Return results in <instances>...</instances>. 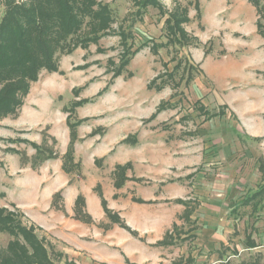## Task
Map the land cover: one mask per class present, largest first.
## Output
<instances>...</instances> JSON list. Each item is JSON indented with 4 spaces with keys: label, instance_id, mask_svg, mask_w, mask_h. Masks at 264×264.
I'll list each match as a JSON object with an SVG mask.
<instances>
[{
    "label": "rangeland",
    "instance_id": "374dc122",
    "mask_svg": "<svg viewBox=\"0 0 264 264\" xmlns=\"http://www.w3.org/2000/svg\"><path fill=\"white\" fill-rule=\"evenodd\" d=\"M14 1L26 8L38 3ZM156 1L161 7L148 5L137 16L136 1L95 0L110 11L108 26L95 34L93 26L101 27L92 22L97 7L77 5L73 13L81 31L66 42L76 47L67 55L56 54L57 72L42 70L37 82L30 84H34V115L29 118L21 112L19 118L22 104L14 115L0 120L17 116L18 121L34 120V129L0 131V173L12 170L18 159L21 167L34 171V178L37 174L45 178L48 171L51 178L59 171L69 186L92 174L89 180L98 182L94 193L125 227L121 214L111 209L112 202L119 207L135 203L183 209L165 233L166 243L152 246L160 248L163 264H264V17L249 0ZM258 1L264 5V0ZM4 12L0 0V18ZM176 20L182 23L175 24L176 44L170 45L166 25ZM84 35L100 39L82 48L77 39ZM127 48L134 54L114 78L112 68ZM189 76L193 80L186 84ZM159 107L162 110L155 114ZM70 126H75L76 138L71 149ZM17 140L23 142H11ZM33 145L52 156L35 165ZM218 153L224 159L221 164L212 162ZM128 163L130 168L125 167ZM118 167L127 180L116 188ZM21 180L30 182L25 176ZM128 182L135 183L137 193L112 194L108 202L106 193L126 188ZM222 185L231 195L225 211L210 202L223 197L211 196L208 190ZM256 192L258 196L244 205ZM20 195L18 201L30 200L26 192ZM14 204L0 194V210L15 215L23 226L34 227V213L26 214ZM51 205L64 211L60 191ZM84 208L83 215L89 217ZM104 216L108 224L131 234ZM74 218L92 223L90 217L89 223L84 217ZM38 230L34 235L52 252V263L68 264L62 246ZM12 240L0 232V252ZM19 242L26 247L22 239Z\"/></svg>",
    "mask_w": 264,
    "mask_h": 264
},
{
    "label": "trees",
    "instance_id": "16d2710c",
    "mask_svg": "<svg viewBox=\"0 0 264 264\" xmlns=\"http://www.w3.org/2000/svg\"><path fill=\"white\" fill-rule=\"evenodd\" d=\"M133 1H136L134 5L138 8L136 12L137 16L145 13L148 5L161 7L156 0ZM249 1L256 9V13L264 17V5L260 6L258 0ZM80 2L84 4V8L97 7L95 13L97 18L95 16L91 17H93L92 22L96 21L97 26L101 27L96 28L93 26V34L108 26L109 22L106 23V21H108L107 15L110 11H106V6L97 5L95 0H38L35 7L32 3L30 5L28 4L29 8L14 0H4L5 12L0 18V120L7 115H14L17 109L22 106L23 98L28 94L30 84L37 82L42 70L48 73L58 71L57 53L67 55L76 47L73 46L70 48L66 42L68 38L72 39L73 36H76L81 31V25L76 21L73 13V10L75 11V8H77V5L79 6ZM197 16H199L198 12ZM99 19L100 21H98ZM184 22H187L186 18ZM167 23L166 28L169 31L167 32L169 34L168 43L170 45L176 44V33L174 29L176 30L178 28L177 25L182 22L176 20L173 23L169 21ZM179 32L183 34L182 36L186 35L183 31ZM258 33L262 34L260 26H258ZM98 39L100 38L93 35H84V37L77 39V46L85 48L88 43H94ZM133 54L134 52H131V49L127 48L126 53L121 57L118 65L112 68V77L117 78L122 74ZM192 80L193 76H189L186 79V84ZM150 85L151 82L148 84V89H150ZM80 104L78 102L74 106ZM161 110V107H159L155 114ZM78 124L79 122L76 123V125ZM75 139V126H70V141L68 146L70 149ZM11 142L20 143L23 141L17 140ZM33 147L36 149L35 165L37 164V160H40L41 163L43 160L52 156V153H50L49 157H47L39 147L35 145ZM10 151L18 154L14 150ZM31 166L34 168L33 163ZM125 167L130 168V164H126ZM116 171H118V179L114 182V186L119 188L127 179L123 177V169L118 167ZM258 194L259 192L254 193L243 204H247L249 200L258 196ZM100 201L104 213L109 216L113 223L119 224L120 227L135 235L117 217L108 212L106 203L102 198ZM137 202H140V200H137ZM178 202L184 204L183 201ZM83 206V199L78 197L75 202V217L80 220L84 217L86 222L89 223L90 218L83 215ZM188 215L189 212H187ZM35 229L33 226H23L20 219H17L15 215L0 210V232L13 238L8 243L5 251L0 252V264H53L51 259L52 252L50 251L48 253L41 244L42 239L38 240L34 235ZM20 239L24 241L28 250L20 244ZM166 240L167 237L160 243H157V245L166 243ZM253 247L255 246L251 244L250 248ZM57 256L62 257L61 254H57Z\"/></svg>",
    "mask_w": 264,
    "mask_h": 264
},
{
    "label": "crops",
    "instance_id": "0c3cea01",
    "mask_svg": "<svg viewBox=\"0 0 264 264\" xmlns=\"http://www.w3.org/2000/svg\"><path fill=\"white\" fill-rule=\"evenodd\" d=\"M33 105L34 84L30 86V92L19 111V118L21 112L31 115L29 116L31 118L34 115ZM16 118L2 120L0 131L34 129V120L25 121L24 119L18 121L19 118ZM200 160H202V157ZM15 161L16 166L12 170L8 167L9 171L0 173V194L4 193L8 196L15 203L14 205L23 212H27L26 214L34 213V227L44 233L47 239H51L52 242L62 246L63 256L69 263L163 264L160 259V248L152 246L163 240L165 233L170 230L173 223L176 222V216L180 215L183 209L176 212L175 210H164L159 206L155 207V205H151L154 206V208H151L149 205L135 203H127L119 207L117 201L112 202L111 209L121 214L120 216L126 226L137 233V237H133L116 225L108 224L106 221L99 198L94 193V186L98 183L97 179L95 178V181L89 180L92 178V174H89V179L74 182L73 186H69L67 178L62 177L59 171L52 173L54 175L56 173L55 178L53 176L49 178L50 171L47 172L49 175L45 178H40V174H37L34 178L33 170L28 167H21L17 163L18 159ZM222 161L224 159L219 153L218 156L212 159V162L220 164ZM23 176L29 178L30 182L25 183L24 180H21ZM1 179L4 180V184ZM101 185L104 192L105 185ZM134 186V182H128L126 188L113 193L109 191L106 195L104 192V195L110 202L112 194H120L123 197L124 193L126 194L129 191L137 193ZM222 186V188H209L208 190L211 192V196L223 197L222 200L218 201L212 198L210 202L223 206L225 211V209H229L231 195L227 192V187ZM34 188H36L35 191ZM22 191L30 196V200L26 203L18 201ZM58 191L62 196L63 212L56 211L54 207L52 209L51 205V199ZM80 195L84 198V211L92 220L90 225L81 223L74 218L75 200ZM137 197L143 201L147 199L138 194ZM209 208L215 209L213 206H209Z\"/></svg>",
    "mask_w": 264,
    "mask_h": 264
}]
</instances>
